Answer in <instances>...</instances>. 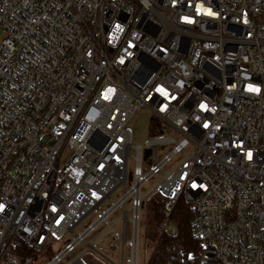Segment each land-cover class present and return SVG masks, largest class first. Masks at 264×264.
Segmentation results:
<instances>
[{"label":"built area","instance_id":"obj_1","mask_svg":"<svg viewBox=\"0 0 264 264\" xmlns=\"http://www.w3.org/2000/svg\"><path fill=\"white\" fill-rule=\"evenodd\" d=\"M141 109L162 134L145 146L129 128ZM153 196L170 236L176 203L191 206L196 264H264V0H0V262L21 239L42 264H63L79 244L94 250L86 237L103 222L115 230L108 217L122 208L130 238L114 239L137 264Z\"/></svg>","mask_w":264,"mask_h":264},{"label":"rangeland","instance_id":"obj_2","mask_svg":"<svg viewBox=\"0 0 264 264\" xmlns=\"http://www.w3.org/2000/svg\"><path fill=\"white\" fill-rule=\"evenodd\" d=\"M129 128L132 133L133 144H141L145 146L149 139L160 138L162 134L158 130L157 122L154 118L150 117L145 109L139 110L135 116L131 119L129 123ZM171 149L170 145L157 147V158L160 159L163 155L167 154ZM151 151L144 150L142 157L146 162L150 159ZM134 168L133 159L130 158L128 161V173L132 174ZM151 185L147 184L142 188V195H144ZM124 192V187L118 188L110 197V200L104 201L100 207L99 211H106L112 202L116 201L122 196ZM129 209V203L126 206L127 217L131 216ZM124 210L119 208L113 211L109 215V222L115 223V230L118 232L125 231V240L130 238V224L128 221L123 225L120 219L123 215ZM99 216L98 211H94L89 214L75 229L74 234H80L88 225L94 223ZM149 210L146 204H144L139 211V222H138V245H137V264H147L151 253H152V242L149 240ZM109 228V223L103 222L97 226L94 232L88 235L85 239L86 244H93V249L86 251L85 244H79L75 247L74 251L67 256L63 261V264L71 261L73 258L82 254V259L89 264H129L130 254H129V243L122 245L121 240L116 241L114 235L116 231ZM72 235H67L65 240H72ZM63 245L54 244L52 247L53 253H57L61 250ZM33 262V264H42L49 261V256H42L41 252Z\"/></svg>","mask_w":264,"mask_h":264},{"label":"trees","instance_id":"obj_3","mask_svg":"<svg viewBox=\"0 0 264 264\" xmlns=\"http://www.w3.org/2000/svg\"><path fill=\"white\" fill-rule=\"evenodd\" d=\"M149 210V240L152 242V253L147 264H196L195 255L200 245L191 231V220L194 212L191 206L180 199L170 218L178 225L174 236L161 230L165 218L164 199L153 196L147 201ZM39 252L21 239H16L8 249L0 264H33Z\"/></svg>","mask_w":264,"mask_h":264},{"label":"snow or ice","instance_id":"obj_4","mask_svg":"<svg viewBox=\"0 0 264 264\" xmlns=\"http://www.w3.org/2000/svg\"><path fill=\"white\" fill-rule=\"evenodd\" d=\"M173 2L175 3V0H173ZM196 12H197V15L201 14L202 12H204L205 14L210 15V16H215V15H216V13H214L210 8H208V9H204V7H203L202 4H198V5L196 6ZM183 19H185L186 21H188V22H190V23L192 22V20H191L189 17H184ZM116 28L122 31V29L120 28V25H116ZM129 46L131 47L132 45L130 44ZM121 62H123V61H121ZM247 90H248V91H251V92H259V91H260V89H259L258 87H254L252 84H248V85H247ZM158 91L161 92V93H162L163 95H165V96L168 95L167 92H165V90H164L163 88H159ZM174 98H175V97H173V99H174ZM200 107H201V109H205L207 106H206L205 104H201ZM213 111H215V109H213ZM198 118H199V117H198ZM204 127H205V128H208V127H209L208 123H205V124H204ZM238 147H239V145H238ZM247 155H248V158H249V159L252 158V153H251V151H249V152L247 153ZM193 187H196V185L193 184ZM3 208H4V205H0V211H2ZM55 210H56V209L53 208V211H55Z\"/></svg>","mask_w":264,"mask_h":264}]
</instances>
